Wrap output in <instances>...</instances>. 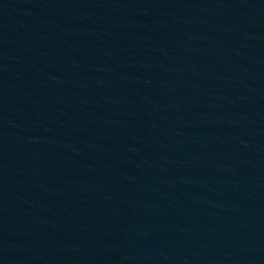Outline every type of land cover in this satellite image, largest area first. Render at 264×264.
<instances>
[{
  "label": "water",
  "instance_id": "1",
  "mask_svg": "<svg viewBox=\"0 0 264 264\" xmlns=\"http://www.w3.org/2000/svg\"><path fill=\"white\" fill-rule=\"evenodd\" d=\"M0 264H264V0H0Z\"/></svg>",
  "mask_w": 264,
  "mask_h": 264
}]
</instances>
